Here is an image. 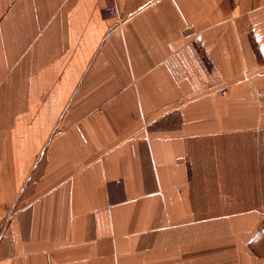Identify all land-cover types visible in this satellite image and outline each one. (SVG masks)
Segmentation results:
<instances>
[{
    "label": "crops",
    "instance_id": "crops-1",
    "mask_svg": "<svg viewBox=\"0 0 264 264\" xmlns=\"http://www.w3.org/2000/svg\"><path fill=\"white\" fill-rule=\"evenodd\" d=\"M0 264H264V0H0Z\"/></svg>",
    "mask_w": 264,
    "mask_h": 264
},
{
    "label": "built area",
    "instance_id": "built-area-1",
    "mask_svg": "<svg viewBox=\"0 0 264 264\" xmlns=\"http://www.w3.org/2000/svg\"><path fill=\"white\" fill-rule=\"evenodd\" d=\"M109 11V13L111 14V15H116V14H118V8L117 7H112V8H110V9H108Z\"/></svg>",
    "mask_w": 264,
    "mask_h": 264
}]
</instances>
